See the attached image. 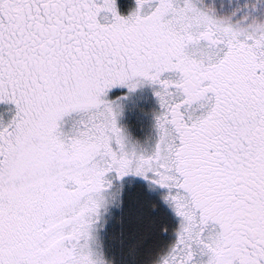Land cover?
<instances>
[{"label":"snow or ice","instance_id":"obj_1","mask_svg":"<svg viewBox=\"0 0 264 264\" xmlns=\"http://www.w3.org/2000/svg\"><path fill=\"white\" fill-rule=\"evenodd\" d=\"M0 264H264V0H0Z\"/></svg>","mask_w":264,"mask_h":264},{"label":"trees","instance_id":"obj_2","mask_svg":"<svg viewBox=\"0 0 264 264\" xmlns=\"http://www.w3.org/2000/svg\"><path fill=\"white\" fill-rule=\"evenodd\" d=\"M143 89L147 90L149 100L141 105H137L135 102V96ZM126 108L123 116L120 119V123L126 127L135 137L144 140L148 137V134L152 133L153 112L158 108L155 98L152 95L151 89L147 86L137 90L130 99L126 102ZM151 109L152 113L149 112Z\"/></svg>","mask_w":264,"mask_h":264},{"label":"rangeland","instance_id":"obj_3","mask_svg":"<svg viewBox=\"0 0 264 264\" xmlns=\"http://www.w3.org/2000/svg\"><path fill=\"white\" fill-rule=\"evenodd\" d=\"M148 100H149V96L147 95V90H145V89H143L141 92L137 93V95L135 96V101H136L135 103L137 105H141L140 103H144L143 101L147 102ZM126 105H127V103H126ZM149 112L152 113L151 109ZM148 136H150V135L148 134Z\"/></svg>","mask_w":264,"mask_h":264},{"label":"flooded vegetation","instance_id":"obj_4","mask_svg":"<svg viewBox=\"0 0 264 264\" xmlns=\"http://www.w3.org/2000/svg\"><path fill=\"white\" fill-rule=\"evenodd\" d=\"M164 239H165V240H168V239H170V237H165Z\"/></svg>","mask_w":264,"mask_h":264}]
</instances>
